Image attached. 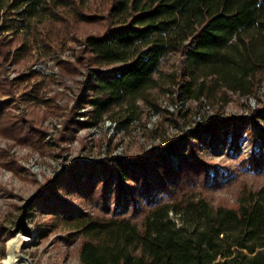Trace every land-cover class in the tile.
<instances>
[{"label": "trees", "instance_id": "1", "mask_svg": "<svg viewBox=\"0 0 264 264\" xmlns=\"http://www.w3.org/2000/svg\"><path fill=\"white\" fill-rule=\"evenodd\" d=\"M77 24L97 25L99 31L71 37L80 45L76 63L90 66L91 74L80 86L89 96H78L70 114L82 102L89 110L86 122L65 119L64 131L96 123L114 108L134 109L137 100L155 107L152 90L165 83L176 85L180 99L202 96L215 103L228 92L250 94L264 78V0H0V64L18 62L36 45L49 54ZM11 43L16 45L7 49ZM168 54L179 57L177 74L159 71ZM55 64L68 73L75 68ZM36 75L29 70L12 81ZM39 85L32 84L29 94L36 100ZM7 104L0 100V135L38 148L43 131L21 116L10 117ZM194 128L187 132L196 139L207 133L213 150L218 137L223 144L229 136V149L237 152L244 133L250 150L239 163L254 173L262 170L264 102L250 116L209 119ZM196 148L193 142L183 153L170 148L175 163L155 149L132 161L110 156L91 162L94 169L83 181L69 169L54 177L58 191L75 192L102 212L89 215L63 202L54 187L47 191L44 201L60 207L53 220L79 237L78 264H264V182L240 190L233 204H212L203 189H216L229 177L214 173ZM158 195L169 201L159 203ZM139 200L149 206L135 220L126 213L135 215Z\"/></svg>", "mask_w": 264, "mask_h": 264}, {"label": "rangeland", "instance_id": "2", "mask_svg": "<svg viewBox=\"0 0 264 264\" xmlns=\"http://www.w3.org/2000/svg\"><path fill=\"white\" fill-rule=\"evenodd\" d=\"M96 31H99L97 25L77 24L62 45L58 47L55 43L52 44L49 54H44L36 45L18 62L0 64V81H12L20 73L36 71L37 75L28 80L12 81L7 88L0 86V100L8 101L4 110L10 117L21 116L36 129L43 131L37 137L36 142L40 144L38 148L32 147L28 141L17 142L0 135V153L4 154H0V227L5 230L4 235L0 234V264H5L4 261L8 259L7 243L13 238H18L19 241L23 238L21 248L14 252L18 264H78L79 237L69 236L67 228L53 220V217L60 216V207L44 200L47 191L54 187L52 191L63 202L89 215H101L102 212L97 207L77 193L58 191L54 185V177L69 169L72 170L71 175L83 181L94 169V163L91 162L103 158L115 156L124 162L132 161L150 150L161 149L175 163L176 157L168 153L170 148L174 147L183 153L188 142H193L197 145V156L212 164L214 173L225 172L229 177L216 189H203L202 193L212 204H233L240 190L255 189L264 182V165L260 172L254 173L239 163L250 150L244 133L238 139L237 152H234L229 149V136L225 137L223 144L222 138L218 137V145L213 150L207 146L209 142L212 144L211 139L207 141V133H201L196 139L187 132L201 125H193L196 119L210 116V120L227 121L235 117L250 116L264 102V78L258 80L250 94L228 92L224 102L215 103H210L202 96L194 100L185 99L180 109L174 108L178 88L174 83H165L161 90H152L156 93L155 107L137 100L134 109H126L125 106L114 108L102 115L96 123L76 124L64 131L65 119L86 122L89 110V106L82 102L70 114L78 96L82 99L89 96L85 87L82 89L80 86L85 76L91 74L90 66L76 63L80 45L71 37L81 40L85 35ZM15 45L16 43H11L7 49L10 47L11 50ZM55 60L73 63L74 71L68 73L60 69ZM178 67L179 57L176 54L166 55L159 63V71L164 75L170 72L177 74ZM36 82H40L37 92L40 100L29 96L35 88L32 84ZM125 117L127 120L122 122ZM34 136L36 135L33 134L32 139ZM60 136L64 138L59 139ZM73 163L77 166L74 167ZM120 163L123 167L124 164ZM51 179V184L42 195L26 208L24 222L29 233H12L23 200ZM164 200L163 195H158L159 203ZM148 206L139 200L138 212L132 215L127 211L126 214L132 219L140 220L141 210Z\"/></svg>", "mask_w": 264, "mask_h": 264}, {"label": "water", "instance_id": "3", "mask_svg": "<svg viewBox=\"0 0 264 264\" xmlns=\"http://www.w3.org/2000/svg\"><path fill=\"white\" fill-rule=\"evenodd\" d=\"M51 182H52V179L51 181H49V183L42 186L39 190L32 193L30 196H28L27 198L23 200L22 204L20 205V212L18 216L16 217V220L14 221V226L11 230L12 233H15L16 231H19L20 233H23V234L29 233V229L27 228L24 222L26 208L29 204H31L33 200L39 198L42 195L43 191L51 184Z\"/></svg>", "mask_w": 264, "mask_h": 264}, {"label": "bare ground", "instance_id": "4", "mask_svg": "<svg viewBox=\"0 0 264 264\" xmlns=\"http://www.w3.org/2000/svg\"><path fill=\"white\" fill-rule=\"evenodd\" d=\"M23 238H21V240L19 241L18 238H13L11 240H9V242L7 243V247H8V259L6 261H4L5 264H18L17 260L14 258V252H18L19 248H21V242H22Z\"/></svg>", "mask_w": 264, "mask_h": 264}, {"label": "built area", "instance_id": "5", "mask_svg": "<svg viewBox=\"0 0 264 264\" xmlns=\"http://www.w3.org/2000/svg\"><path fill=\"white\" fill-rule=\"evenodd\" d=\"M175 96H176V98H177V103L174 104V108H176V109H180V108H182L181 106H182L183 102L186 101V100H185V99H180V98H178L177 95H175ZM209 118H211V117L208 116V117H206L205 119H196V121H194L193 125L203 124V123L207 122V120H208ZM111 124H112V125H115V123H111ZM107 125H110V124H107ZM113 155H115V154H113Z\"/></svg>", "mask_w": 264, "mask_h": 264}]
</instances>
